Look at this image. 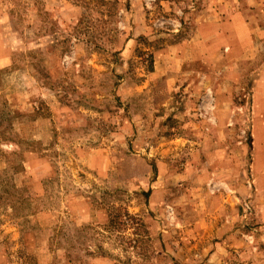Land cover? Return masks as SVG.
I'll list each match as a JSON object with an SVG mask.
<instances>
[{
    "label": "rangeland",
    "instance_id": "obj_1",
    "mask_svg": "<svg viewBox=\"0 0 264 264\" xmlns=\"http://www.w3.org/2000/svg\"><path fill=\"white\" fill-rule=\"evenodd\" d=\"M263 88L264 0H0V264H264Z\"/></svg>",
    "mask_w": 264,
    "mask_h": 264
},
{
    "label": "crops",
    "instance_id": "obj_2",
    "mask_svg": "<svg viewBox=\"0 0 264 264\" xmlns=\"http://www.w3.org/2000/svg\"><path fill=\"white\" fill-rule=\"evenodd\" d=\"M263 90H264V88H263Z\"/></svg>",
    "mask_w": 264,
    "mask_h": 264
},
{
    "label": "trees",
    "instance_id": "obj_3",
    "mask_svg": "<svg viewBox=\"0 0 264 264\" xmlns=\"http://www.w3.org/2000/svg\"><path fill=\"white\" fill-rule=\"evenodd\" d=\"M111 221V220H110Z\"/></svg>",
    "mask_w": 264,
    "mask_h": 264
}]
</instances>
